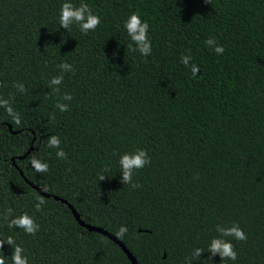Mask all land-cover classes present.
<instances>
[{
  "label": "trees",
  "instance_id": "obj_1",
  "mask_svg": "<svg viewBox=\"0 0 264 264\" xmlns=\"http://www.w3.org/2000/svg\"><path fill=\"white\" fill-rule=\"evenodd\" d=\"M63 2L0 0V98L21 118L16 125L0 108V239L12 236L29 264H131L26 178L85 223L113 235L127 226L120 240L138 264H186L198 247L205 251L191 264H264V0H71L101 17L87 34L60 27ZM132 12L150 25L149 56L124 28ZM185 55L199 66L195 77ZM62 62L74 72H62ZM58 75L59 94L48 86ZM51 136L67 159L48 147ZM137 148L151 163L134 172L141 186L133 188L121 182L118 161ZM33 157L49 171L35 172ZM8 209L9 219L32 216L36 235L9 228ZM233 223L248 239L225 237L238 258L221 262L207 248L217 225ZM12 252L5 242L6 264Z\"/></svg>",
  "mask_w": 264,
  "mask_h": 264
},
{
  "label": "clouds",
  "instance_id": "obj_2",
  "mask_svg": "<svg viewBox=\"0 0 264 264\" xmlns=\"http://www.w3.org/2000/svg\"><path fill=\"white\" fill-rule=\"evenodd\" d=\"M59 24L60 27L70 30L73 25L79 28V31L87 34L90 31L94 32L101 24V17L95 14L91 7L87 3H80L78 6L71 2V0H65L60 5L59 9ZM149 23L146 20H142L138 12H132L128 16L127 20L124 21V28L131 41L135 44L136 51L142 56H149L152 52V44L149 39ZM207 45L214 46V50L217 55L223 54L224 47L216 43L215 39L209 38L205 41ZM191 56L185 55L181 58V62L186 66L190 67L192 75L195 77L200 69L199 66L195 64L190 65ZM62 72H74V68L71 64L67 62H62L58 65ZM63 82V75L54 76L49 80L48 86L51 90L59 94V85ZM2 83V82H0ZM15 87L19 92L24 93L26 91L22 83L17 82ZM63 99L70 101L72 95L70 93H65ZM56 107L61 112H66L69 110L68 104L56 103ZM0 108H4L7 115L11 117L12 121L16 125L21 124V118L18 112L14 110L9 100L0 98ZM60 139L58 136H51L48 141V147H55L59 149L56 153L59 159H67V153L60 148ZM119 166L122 173L121 182L123 184H130L133 188L140 187L138 183L133 181V174L136 170L144 168L146 165L151 163V157L148 155L146 149L137 148L134 152H125L119 155ZM30 164L34 171L37 173H46L49 171V164L38 158L33 157L30 160ZM109 169L106 167L104 172ZM106 175L101 173L99 175V181L104 180ZM47 189H45L46 191ZM37 203L35 204L36 211H42V206L46 203V200L41 197H36ZM12 209H8L4 214V219L8 221L9 228H19L29 235L35 236L40 228V225L35 221V219L30 216L27 212L22 213L19 216L11 217ZM127 226L121 225L118 231L115 233L116 237L123 239L127 233ZM216 231L220 234L217 237H213L208 245L207 251H211L213 255L219 253L221 257V262L226 260L236 261L238 258V253L235 249L234 244L231 240L225 239V237H231L238 241H246L248 239L245 231L240 227L238 223H233L229 227H223L221 225L216 226ZM7 242L12 246L13 252L11 255V264H29L28 257L24 255V249L22 246L16 243L12 236H8L6 239H0V249H2L4 243ZM205 250L202 248H196L192 254V257L186 258V264H191L193 258L201 257V253ZM0 264H6L5 257L0 255Z\"/></svg>",
  "mask_w": 264,
  "mask_h": 264
},
{
  "label": "water",
  "instance_id": "obj_3",
  "mask_svg": "<svg viewBox=\"0 0 264 264\" xmlns=\"http://www.w3.org/2000/svg\"><path fill=\"white\" fill-rule=\"evenodd\" d=\"M9 128H11L9 126ZM13 164H15L14 160L12 161ZM20 174L22 175V171L19 170ZM25 180L35 189H37V191H39L42 195L46 196V197H52L54 198L55 200H60L61 202L67 204L68 208L71 210L74 218L76 219V221L81 225L83 226L84 228H86L87 230L89 231H94V232H98L102 235H104L105 237L109 238L110 240H112L114 243H116L121 249L122 251L125 253V255L127 256V258L130 260L131 264H138L136 258L133 256V254L129 251V249L126 247V245L119 239L117 238L115 235H113L112 233L108 232L107 230L101 228V227H98V226H93L91 224H88V223H85L80 217H79V214L76 212V210L74 209V207L69 204L65 199L63 198H60L56 195H53V194H49V193H46L44 191L41 190V188H39L38 186L34 185L32 182H30L29 180H27L25 178Z\"/></svg>",
  "mask_w": 264,
  "mask_h": 264
}]
</instances>
